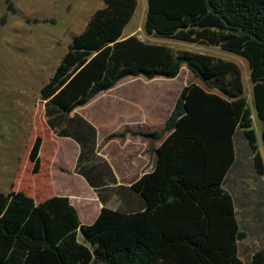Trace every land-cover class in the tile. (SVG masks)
<instances>
[{"label":"trees","instance_id":"obj_1","mask_svg":"<svg viewBox=\"0 0 264 264\" xmlns=\"http://www.w3.org/2000/svg\"><path fill=\"white\" fill-rule=\"evenodd\" d=\"M4 3L15 14L11 0ZM102 3L39 91L47 127L79 145L75 171L101 201V192L115 179L96 155L95 129L69 114L127 76L172 79L185 66L202 86L181 89L162 131L137 133L159 140L168 132L150 173L130 187L108 191L124 189L140 206H103L84 225L66 197L36 203L22 191L0 193V264H264V244L248 262L240 259L239 243L246 234L236 219L234 197L224 188L233 170L248 174L252 167L264 206V179L259 180L264 177V126L259 135L256 128V120L264 123V0H146V35L218 46L244 59L250 99L241 70L231 61L135 34L121 38L138 0ZM241 140L246 149L240 158ZM40 146L36 137L28 153L33 173Z\"/></svg>","mask_w":264,"mask_h":264},{"label":"rangeland","instance_id":"obj_2","mask_svg":"<svg viewBox=\"0 0 264 264\" xmlns=\"http://www.w3.org/2000/svg\"><path fill=\"white\" fill-rule=\"evenodd\" d=\"M11 2L15 14L8 12L4 0H0V193L22 191L35 202H40L46 197L45 193L41 192L45 182L60 188L62 185L67 186L69 181L66 177H56L53 180L50 178V157L53 159L55 154L69 157L73 152L65 148V139L54 141L55 135L46 124L44 101L41 100L39 91L52 76L72 39L84 30L92 14L102 7L103 3L102 0ZM145 10L146 0H138L137 8L122 35L135 31V35L147 42L231 61L241 70L246 96L251 98L249 69L244 59L225 52L218 46L148 36L143 31ZM3 18L5 22L1 24ZM121 82L123 92L145 91L146 95L153 92L173 94L175 91H178L179 95L180 90L188 84L201 85L186 67L173 79L158 76L148 80L143 76H127ZM102 97H105V94ZM148 101L152 103L149 97L147 103ZM114 124L119 127L116 121ZM36 137L41 138V146L39 168L33 173L28 153ZM248 184L253 185L251 182ZM236 217L242 226V212L237 211ZM79 240L82 241L80 235ZM251 243V239L240 242L239 252H242L243 245L248 246Z\"/></svg>","mask_w":264,"mask_h":264},{"label":"crops","instance_id":"obj_3","mask_svg":"<svg viewBox=\"0 0 264 264\" xmlns=\"http://www.w3.org/2000/svg\"><path fill=\"white\" fill-rule=\"evenodd\" d=\"M133 33L135 34V31L125 36L122 35L121 38L133 35ZM122 84L123 82L120 80L113 88L97 94L88 103L75 108L69 114V117L78 114L96 131V155L107 162L115 179V182H108L107 190L101 192L104 202L98 198L96 190L75 171L76 160L80 151L79 145L73 139L58 137L51 131L55 135L54 141L60 142L65 139V148L71 150L73 154L69 157H65L63 154L60 156L55 154L53 159L50 157L52 160L50 178L52 180L56 177L69 178L67 183L69 188L63 185L60 188H55L53 184L45 182L41 187V192L42 194L45 193L46 197L41 201L50 197L68 198L69 203L77 212L80 223L84 225L91 224L103 206L111 210L127 208L131 205L140 206V200H136L134 195L128 191L119 189L115 190L116 192H110L108 190L130 187L142 175L153 170L156 149L168 132H165L159 140L145 138L137 135V133L162 131L178 97V91L173 94L169 92L156 94L153 92V94L148 95L145 94V91L129 92L125 90L123 92ZM104 94L105 97H102ZM148 97L152 103L151 101L147 103ZM115 121L119 127L114 124ZM256 126L258 127L257 134H260L264 123L256 120ZM112 133H124V136L108 138ZM240 146L243 151L240 155L241 158L246 149L243 140H241ZM260 153L263 156L262 149H260ZM237 158L239 159V156ZM248 172L245 174L239 168L233 170L224 185L225 190L234 197L236 216L237 211H240L244 217L243 225L240 226L239 224V226L246 236L241 242L246 239H251L252 242L251 245H243L242 252H239L240 259L246 262L249 261L253 251L264 244L263 196L262 192L257 191V181L252 178L255 175L253 168L249 167ZM263 179L264 177L259 178L260 181ZM248 182L253 183V185L248 184ZM117 192L122 194L124 200Z\"/></svg>","mask_w":264,"mask_h":264}]
</instances>
